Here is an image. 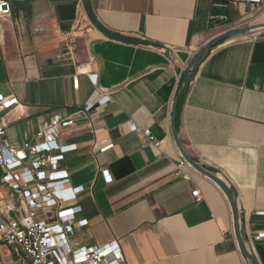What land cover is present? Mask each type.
Masks as SVG:
<instances>
[{"label": "crops", "instance_id": "crops-1", "mask_svg": "<svg viewBox=\"0 0 264 264\" xmlns=\"http://www.w3.org/2000/svg\"><path fill=\"white\" fill-rule=\"evenodd\" d=\"M7 1L0 92L19 100L3 114L7 138L22 145L55 113L73 115L75 125L59 140L77 150L60 169L73 188L85 189L78 205L88 226L78 240L98 250L115 244L122 264H252L239 249L226 194L190 166L179 167L170 123L184 88L176 86L178 68L215 37L251 29L201 60L178 98L175 121L187 155L235 189L245 244L264 264V238L257 239L264 234V4ZM82 69L89 75H80L75 89ZM96 90L112 101L85 119L78 111ZM129 124L149 130L154 141Z\"/></svg>", "mask_w": 264, "mask_h": 264}, {"label": "built area", "instance_id": "built-area-1", "mask_svg": "<svg viewBox=\"0 0 264 264\" xmlns=\"http://www.w3.org/2000/svg\"><path fill=\"white\" fill-rule=\"evenodd\" d=\"M264 4V0H240ZM11 4L0 0V18L11 16ZM187 64L175 74L176 86L183 83ZM89 75L83 69L73 76V87L78 88L79 76ZM96 90L78 114L90 118L96 105L112 101L109 95L99 98ZM19 105L16 96L0 92V171L2 183L10 191L7 202L0 195V264H122L117 246L111 244L103 249L86 247L78 240L88 220L82 217L78 205L83 187L73 188L69 174L60 169L65 155L76 151V145L59 140L64 130L75 125L73 115L55 113L22 145L10 142L3 114ZM89 127L90 123L87 124ZM131 132H142L151 142L154 137L147 129L129 124ZM158 147L159 144L155 143ZM112 145L100 151L109 150ZM189 166L182 157L179 167ZM110 183L108 172H102ZM188 179V176L184 177ZM199 202L198 189L192 193ZM264 238L259 234L257 239Z\"/></svg>", "mask_w": 264, "mask_h": 264}, {"label": "water", "instance_id": "water-1", "mask_svg": "<svg viewBox=\"0 0 264 264\" xmlns=\"http://www.w3.org/2000/svg\"><path fill=\"white\" fill-rule=\"evenodd\" d=\"M251 31L250 28H244L239 30H233L225 32L214 39L210 40L207 44L203 46V48L195 54V56L192 58V60L188 63L186 70L183 75V91L177 92L173 101V106L171 110V128L173 133V138L176 144V147L182 157V159L196 172L201 174L202 176L208 178L212 182H214L227 196L233 213V219H234V232L235 237L239 245V249L241 253L243 254L244 258H246L248 261H250L252 264H258L257 260L252 256V254L249 252L245 241H244V227L240 223V215L238 210V204H237V193L235 189L231 186H229L222 178H220L216 173L215 170L211 167L204 166L202 164H199L197 162H194L186 153L184 148L182 147L179 138L177 136L176 131V114H177V105H178V98L182 95H184L189 87V84L194 76V73L196 71V68L200 64L201 60L206 57L209 52L218 44L221 42L235 37L245 36L249 34ZM261 38H264V33L260 35Z\"/></svg>", "mask_w": 264, "mask_h": 264}, {"label": "rangeland", "instance_id": "rangeland-1", "mask_svg": "<svg viewBox=\"0 0 264 264\" xmlns=\"http://www.w3.org/2000/svg\"><path fill=\"white\" fill-rule=\"evenodd\" d=\"M0 194L2 196V199L6 202L11 199L10 191L6 186H3L2 179H0Z\"/></svg>", "mask_w": 264, "mask_h": 264}, {"label": "trees", "instance_id": "trees-1", "mask_svg": "<svg viewBox=\"0 0 264 264\" xmlns=\"http://www.w3.org/2000/svg\"><path fill=\"white\" fill-rule=\"evenodd\" d=\"M88 8V10H89V13H90V7H87ZM90 15H91V19L93 20V22L99 27V24L97 23V21L95 20V18H94V16L92 15V13H90ZM0 179H2V173H1V171H0Z\"/></svg>", "mask_w": 264, "mask_h": 264}, {"label": "bare ground", "instance_id": "bare-ground-1", "mask_svg": "<svg viewBox=\"0 0 264 264\" xmlns=\"http://www.w3.org/2000/svg\"><path fill=\"white\" fill-rule=\"evenodd\" d=\"M222 178V177H221Z\"/></svg>", "mask_w": 264, "mask_h": 264}]
</instances>
